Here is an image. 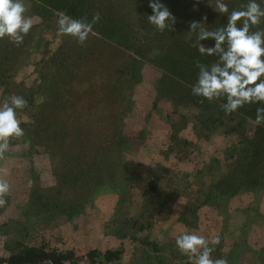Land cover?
<instances>
[{"label":"rangeland","instance_id":"rangeland-1","mask_svg":"<svg viewBox=\"0 0 264 264\" xmlns=\"http://www.w3.org/2000/svg\"><path fill=\"white\" fill-rule=\"evenodd\" d=\"M103 1L86 0L84 1L86 4L84 13L77 12L76 14L83 15L82 18L84 17L83 20L86 22H91L92 15H95L91 10L94 12L98 10L104 18L109 15V19L103 24L96 22L93 25V31L88 39L92 36L105 37L103 35H109L110 30L114 32L118 30V33L127 34L122 41L124 45L119 44L118 41L110 42L114 50L113 56L111 57L108 51H105L101 60H98L94 66L97 72L87 71L88 58L80 61L76 54H71L67 60L69 53L62 48L60 67L56 69L59 68L58 71L61 73L65 71V68H69L71 72L77 74L78 78H84L85 86L95 85L96 88L93 91L88 89L84 95L74 101H72L73 98H69L74 95L78 86L71 88L70 93L67 94L58 90V94H53V100L57 96L61 98L55 100L54 105H59L61 101V104L68 108L59 115L50 116L45 113L51 105L43 104L46 96L41 92V94L36 92V89L42 82L40 72L44 70L43 59L49 57L60 46L63 47L61 45L63 35L57 32V14L61 11L53 10L50 15L51 10H47L42 14L38 6H49V4L45 5L44 2L40 3L36 0H24L27 8L26 15L32 18L35 34L27 58H24L23 64L13 79L15 82L23 83L25 89L31 90L24 92L27 95L32 93L34 98L32 104H35L36 110L41 106L43 114L38 116V121L33 122L32 116H29L34 111L33 105L27 104L25 108L17 110V118L22 121L21 124L29 123L33 130L35 147L30 151L29 145L22 140V137L11 139L9 149L0 162V178L10 185V192L4 196L6 202L0 206V254H8L15 243L20 242L39 247L43 240H48L61 251L65 248H72L77 264H92L85 257L87 251L95 245L104 251L108 244L102 246L99 242L101 236L98 235L101 233L104 235L105 231H109L110 248L116 249L118 244L122 243L129 249V251L126 250L127 254L125 251L123 253L125 254L124 264H133L134 256L128 254L131 252L129 244L142 248L139 252L141 256L154 255L156 252L149 245L155 243L157 236H162L159 239L161 244L157 252L163 255L162 261L164 260L165 264H180L179 256L184 255L179 251H174L176 244L174 246L171 240L175 239V235L179 234L181 229L201 235L203 226L198 220L195 221L196 219L191 214L204 198L208 178H204L205 174L200 175L197 172L200 179L199 185L189 182H192L191 178L195 170H202L208 164L210 155H216L224 165V150L234 140L232 138L216 139V136H213L211 140L205 141L203 146L198 144L196 149H192L189 145L184 146L182 138L194 141L196 139L191 124L188 123L179 132L180 136H176L170 132L168 117L177 121L183 115L190 117L196 113V110L186 105L179 106L173 112L170 101H167L165 96L168 93L171 95L170 99L174 100L177 94L173 92V89L180 85L178 88L183 90L188 82L174 85L172 81L163 80V82L161 78L164 75L174 74L172 77L176 76L177 79V75H187L189 70H192L196 73L192 72L194 75H191L193 86L199 69L197 62L192 61L201 60L203 56H197L200 53L194 41L196 32L189 30L190 24L199 22L202 27L214 31L226 24L227 14H220L214 10L217 0H160L175 18L172 30L160 32L148 22L147 16L152 14L151 8L148 7L149 0H135L134 4L136 1L140 3L133 8L127 6L128 0ZM223 2L228 5L230 13L232 10H242L248 0H223ZM257 2L259 3L260 0ZM89 3H93L92 6ZM261 7L264 8V3ZM124 17L125 19L131 17L130 20L135 19V26L132 25L130 28L123 26L120 19ZM257 26L260 30H264V21ZM133 30H136L137 42L131 45L128 43ZM170 41H175L173 42L175 44L178 41L184 42L181 48L174 52L176 57H180L182 63H169L162 60V57L168 54L167 45ZM202 43L207 47L211 46L213 41L207 40ZM89 52L96 53L95 51ZM105 59H108L109 67L105 64ZM125 62V78L129 77L127 99H129L130 108L128 115L123 118V123L130 142L126 150L127 162L124 166V173L131 190L126 189L128 197L126 195L124 199L128 201L123 202L117 201L115 195L106 193L107 191L102 189H105L108 184L116 185L119 179L115 175L106 176L103 171L110 156H113L110 145L113 141L114 120L117 119L114 114L115 102L118 108L120 106L119 100L113 97V93L109 92L110 89L106 87V84H109L113 72ZM63 64L69 66L63 70ZM105 69H108V74ZM91 73H97V75L93 76L92 81L86 80L92 78ZM66 79L67 76L62 78L63 81ZM164 83H169V87L165 88ZM246 125L247 134L251 135L254 123L248 122ZM144 129L147 132L142 133ZM172 146L174 151L170 150ZM67 155L69 159L74 157L67 164L68 166L60 159L66 158ZM76 161H78L77 170L75 169ZM157 163L169 171L159 169L156 173H149L148 171H153ZM66 167L70 169V173L67 180L61 182L59 175ZM71 178H75V183L70 182ZM150 179H156L157 189L155 191L148 187ZM88 184L92 188L88 191L89 193L84 190ZM94 184L99 185L98 190L104 193L93 189ZM33 190L36 195L34 197ZM84 194L86 199L80 207V213H73L71 209L75 210L77 207L75 204L77 197H83ZM235 197L230 200L228 209L234 206ZM165 201H169L170 205L163 206L164 203L166 204ZM250 203L251 206L255 205L253 202ZM156 204L161 207H157ZM256 206V211H250L255 216V224L248 231L251 233V239H248L252 249L264 246V202L261 201ZM197 213L201 218H209L214 212L209 206H205ZM134 217H136V222L133 223ZM139 226H142V230ZM168 228L173 230L170 237V234L166 238L165 235H160V232ZM87 233L91 235V243L84 242L87 238L83 235ZM168 238L171 240L169 241ZM167 239L168 241L165 242ZM143 242H148V244ZM218 251L220 252V249ZM222 251L225 252L226 249L223 248ZM214 253H211V257L218 259ZM138 262L145 264L146 260L145 262L138 260ZM94 263L99 264L95 261ZM110 264H123V261H113Z\"/></svg>","mask_w":264,"mask_h":264},{"label":"trees","instance_id":"trees-1","mask_svg":"<svg viewBox=\"0 0 264 264\" xmlns=\"http://www.w3.org/2000/svg\"><path fill=\"white\" fill-rule=\"evenodd\" d=\"M38 2H44L49 4V6H42L39 5L38 8L41 9L40 12L44 14L47 12V10H51L49 13L52 14L53 10H60L61 12L67 14L68 16L74 18V19H83L81 14H76L77 12H83L85 10V3L86 0H36ZM89 1V0H88ZM92 0H90L91 2ZM103 1V0H100ZM104 2V1H103ZM135 0H128L127 6L129 8H133L136 4H139L140 2L134 4ZM38 3V4H40ZM87 3V2H86ZM93 3H89L90 6H92ZM134 4V5H133ZM124 5V4H123ZM48 7V8H47ZM128 8V10H129ZM99 9V8H97ZM92 14H96L99 11L95 10L92 11ZM131 12V11H130ZM127 13V12H126ZM100 15V24H103L104 21H107L109 19L108 17L104 18ZM44 17L43 15H41ZM93 16V15H92ZM125 19V17L120 19V23L123 26H130L135 24V19L130 20ZM135 26V25H134ZM34 26L30 29L29 33L24 37L23 43L19 46H16L9 42L7 38H4L0 40V101L4 100L7 97H10L12 95H17L20 97H23L27 101V104H31L34 106V111L29 114V116H32L33 122L38 121L39 117L42 116L43 110H41V106L36 110L35 104H32L33 95L32 93L24 92L28 90L27 92L31 91L29 88L25 89L26 87L23 86V83L21 82H15L14 76L17 70L21 67L23 64L24 58H27L28 50L33 42L34 38ZM259 27L255 26L251 28V31L258 30ZM109 35L105 34L103 36L105 37H97L92 36L90 39H88L83 45L78 44L74 39H72L71 36H63L62 43L59 48L56 49L55 52L51 53L49 57L46 59H43V71L40 72V76L42 77V82L37 86L36 92H41L46 96V101L44 100L43 104L51 105V108L45 113L46 115L50 116H56L59 115L61 112L66 110L68 106H64L61 104V101L59 102V105H54L56 103L55 100L61 98L59 96L55 97L53 94H58V90H61V92L67 94L70 93L69 91L73 87H77L76 92H74V97L72 96L69 99H72L74 101L75 99H79L84 93L87 92L88 89H92L89 91L95 90V85L92 86H85V80L84 78H78L77 74L74 72H71L69 68H65L66 66H69L68 64H63V70L65 68V71L59 72L56 67H60V59H61V50L62 48L66 49L69 53V56L67 57V60L71 57V54H76V57L78 60L83 61L85 58L89 59V63L87 64V71H93L97 72V69H95L97 61L101 60L103 57L102 55L105 54V51H108V54L112 57L114 50H112V45L110 42L118 41L119 44L124 45V38H126L125 34L114 32L113 30L109 31ZM136 30H133V33L130 34V42L128 44H134L137 42L136 38ZM106 36L108 38L106 39ZM195 43H197L196 40H194ZM175 41H170L168 43V54H166L164 57H162V60L167 61L169 63L178 62L182 63L180 57L175 55V51L180 49L181 46L184 44V42L178 41L177 44L173 43ZM89 51H95L96 53H91ZM97 55V57H96ZM201 56L202 55H197ZM107 57V54H106ZM200 57V58H201ZM216 56H203L201 60L196 59L197 61L204 65H211L215 62H217ZM79 61V62H80ZM175 63V66H177ZM105 64L107 67H109L108 59H105ZM137 64V63H136ZM182 65V64H181ZM126 62L122 63L118 68V72L115 70L113 72V75L111 76V79L109 81V84H106V87L110 89L109 92L113 93V97L117 98L119 101V108L115 102V112L116 114V120L115 126L113 129V141L110 145L111 147V153L113 156H110V160L108 161L105 169L106 176H112L115 175L118 177V183L114 186H111V184H108L105 189H102L104 191H107L106 193H112L117 198V201H128L124 199L126 198V195L128 197V194H126L127 191L131 190L130 186L127 184V177L124 173V166L126 164V153L127 149L129 148V142L130 138L129 135L125 132V124L123 123V118L128 115L130 103L129 99H127L129 89L128 82L129 77H126L125 73V67ZM105 67V68H107ZM72 68V67H71ZM179 68V67H178ZM95 69V70H93ZM107 71V74L109 73L108 69H105ZM175 72V70H172ZM194 71L189 70L187 75H177L172 77L168 75H164L161 79L167 80L169 82L172 81L174 85H178L181 82H188V85L183 90L179 89L178 85L177 88L173 89V92L177 95L175 96L174 100H171V95L166 93L167 95L165 98L167 101H170L171 109L173 112L177 110L179 106H186L190 105L196 110V113L191 115L190 117L187 116H180V120L177 121L172 120L168 115V123L170 125V132L176 136H180L179 132L187 126L188 123L191 124V128L195 132V141L194 140H187L185 138H182V143L184 146H191L192 149L198 148V144L201 146L204 145V142L211 140L213 136H216L217 138H232L234 141L228 148L224 150L223 155V161L225 162L223 165L222 160H220L216 155H210L208 159V164L204 166V168L195 170V174L191 178L192 182L189 183L193 185H199L200 179L197 176V172H199L200 175H206L204 178H208L207 180V186H206V193L204 195V198L202 201L199 202L198 205L192 210V216L195 221H199V223L203 226V229L201 230L200 234L204 236L205 238H209L211 236L218 235L220 237V243L215 246V249L213 253L217 255L219 258H225L228 261V264H264V246L257 247L258 249H252L253 247L249 243V239H251L250 234L248 233L249 229H252V226L255 224V216L254 214L250 213V211L257 210V204L259 202L264 201V122L257 123L256 122V109L258 107L264 108V104L256 103V104H246L242 108H239L237 111L232 112L230 114H226L220 107L221 103H223V100H216L209 102L206 99H203L202 97H197L192 94V83H191V75ZM100 73V72H99ZM198 73V71H197ZM85 75V74H84ZM92 78L86 79L88 81H92L94 79L93 76H96L97 73H91ZM67 76V79L65 81L62 80L63 77ZM123 78H122V77ZM106 80V78H105ZM164 82V81H163ZM165 88L169 87V83H164ZM100 85V83H99ZM98 85V86H99ZM191 85V86H189ZM97 86V88H98ZM126 86V89H125ZM101 87V86H100ZM191 87V88H190ZM128 88V89H127ZM40 93V94H41ZM27 95V96H26ZM63 96H65L63 94ZM66 97V96H65ZM116 99V100H117ZM115 100V101H116ZM110 103V101H109ZM30 106V105H29ZM44 105H42L43 107ZM107 106V105H106ZM154 106V105H153ZM45 107V106H44ZM41 112V114L39 113ZM40 114V115H38ZM113 121V122H114ZM252 122L254 123L253 131L251 135L247 134V123ZM22 128L24 130V135L22 137V140L25 141L29 145V150L32 151L34 149V142H33V130L31 129L30 124H21ZM47 128L49 126L47 125ZM147 132L145 129L141 131ZM49 138V137H47ZM179 138V137H177ZM212 142H214L212 140ZM171 151H174V147L170 148ZM186 157V156H184ZM74 157H67L60 158L62 159L63 163L67 165L70 163L71 159ZM99 161H103L101 158H97ZM2 160V157H0V162ZM78 161H76L75 169ZM68 166V165H67ZM207 167V168H206ZM74 169V170H75ZM165 170L169 171L168 169H165L160 164H156L155 168H153V171L149 170V173H156V170ZM63 171L59 175V178H61V182H65L67 180V176L70 173V169L66 167L65 169H62ZM99 174L103 175L101 172ZM97 177V175H95ZM75 177V175H74ZM103 177V176H101ZM32 179V178H31ZM71 183H75V178H71ZM156 179H150L149 180V188L152 191H155L156 188ZM204 180V181H206ZM204 181H201V183H205ZM63 184V183H62ZM65 184V183H64ZM34 185V184H33ZM93 189L100 188L99 185L94 184ZM103 188V187H102ZM91 185L88 184V186L84 189L88 191L91 190ZM99 191V190H98ZM104 191H99L100 193H104ZM98 192V193H99ZM35 195V191L33 190V197ZM238 197H235L237 196ZM36 196V195H35ZM79 196L77 197L76 203L77 204L74 209H71L73 213L79 214L80 207L82 203H84V198ZM123 197V198H122ZM156 197H158L156 195ZM235 197L234 199V206L229 207L230 200ZM37 198V197H35ZM130 198V196H129ZM238 198V199H237ZM163 206H169V201H165ZM253 202L255 205L251 206V203ZM46 203V202H45ZM157 207H161V205L156 204ZM205 206H209V208L213 209V215L209 218H201L197 211L200 208H204ZM133 223L136 222V217L133 218ZM205 227V228H204ZM139 229L142 230V226H139ZM138 229V230H139ZM188 231V230H187ZM171 232L169 230H165L160 232V235H165V238L168 234ZM109 231H105L104 234V240L103 242L105 245L108 246L105 248L104 251H101L99 248L95 247L93 249H90L86 253V259H88L92 264L96 263L104 264L108 262L113 261H121L123 260V256L126 252L129 251L127 249L126 245H123L122 243L118 244V247L116 249L110 248L109 241L111 237H109ZM179 234L175 235L178 236ZM171 235H169L170 237ZM162 237V236H161ZM157 236V239L154 244H150V248L155 251L156 253L154 255H140V250L142 248L138 246H134L133 244H129L130 248L132 249V257H133V264H140L138 260H142L145 262V264H165L163 259V255L157 254L160 247V238ZM164 237V236H163ZM249 238V239H248ZM169 241L171 240L168 238ZM165 240V242L168 241ZM171 242H174L175 246V239L171 240ZM144 244H148V242H143ZM134 247H133V246ZM259 246L260 243H258ZM141 246V245H140ZM211 246V245H210ZM125 247V248H124ZM217 248V249H216ZM225 248L226 251H222V249ZM220 249V252L218 251ZM174 251H179L176 246ZM137 256V257H135ZM148 257V259H145ZM182 259L186 260V256H181ZM160 260V261H159ZM77 264L75 262V255L73 253L72 248H65V250L61 251L57 249L55 246L52 245L51 241L43 240L41 242V245L39 247L35 246H29L25 245L23 243H15L12 250H10L7 253L0 254V264ZM180 264H189L188 259L186 261H182Z\"/></svg>","mask_w":264,"mask_h":264},{"label":"clouds","instance_id":"clouds-1","mask_svg":"<svg viewBox=\"0 0 264 264\" xmlns=\"http://www.w3.org/2000/svg\"><path fill=\"white\" fill-rule=\"evenodd\" d=\"M264 0H248L242 10H232L223 0H217L216 11L227 14L226 24L214 31L201 26L199 22L190 24V31L196 32V47L202 56H216L217 62L204 65L197 62L199 69L192 94L209 102L223 100L220 107L230 114L246 104H264V30L251 28L264 21ZM152 14L148 22L157 31L172 30L174 16L160 0H149ZM24 0H0V40L7 38L19 46L33 27L32 18L26 15ZM57 32L71 36L83 45L93 31V25L100 20L99 13L91 22L74 19L67 14H57ZM213 41L205 46L202 41ZM27 106L23 97L12 95L0 101V157L8 151L11 139L23 137L22 121L17 118V110ZM256 122H264V108L256 109ZM10 192L9 183L0 178V206L5 204L4 196ZM220 243L218 235L205 238L195 233L182 232L175 238L179 252L188 258L189 264H228L227 259H213L211 253ZM211 245V246H210Z\"/></svg>","mask_w":264,"mask_h":264},{"label":"crops","instance_id":"crops-1","mask_svg":"<svg viewBox=\"0 0 264 264\" xmlns=\"http://www.w3.org/2000/svg\"><path fill=\"white\" fill-rule=\"evenodd\" d=\"M264 202V201H263ZM166 230H171V233H172V229L171 228H168V229H166ZM180 233H182V232H186L185 230H183V229H181L180 231H179ZM179 233V234H180ZM81 235V234H80ZM171 235V234H170ZM84 236V238H87V240L86 239H84V242H87V241H89L90 243H91V241H92V239H90L91 238V235L89 234V233H87L86 235H83ZM101 239H99V242H101L102 243V246L103 245H105V243L103 242V240H104V235L101 233L100 235H98ZM82 241V240H81ZM105 241V240H104ZM97 242V241H96ZM95 247H97V248H99L97 245H95ZM95 247H92V248H95ZM110 247V246H109ZM91 248V249H92ZM131 252H132V249H131ZM131 252H129L128 254L130 255V256H132V253ZM126 254H127V252H126ZM125 256V255H124ZM124 256H123V264L125 263L124 261H125V259H124ZM179 259H181V263H182V261H186L188 258L186 257V260L185 259H182V257L181 256H179ZM110 263H112V262H108V263H106V264H110ZM127 264V263H126Z\"/></svg>","mask_w":264,"mask_h":264}]
</instances>
